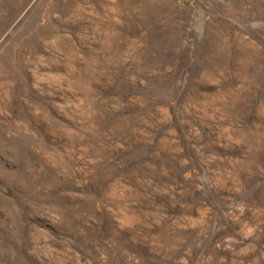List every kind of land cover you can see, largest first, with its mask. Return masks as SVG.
Returning <instances> with one entry per match:
<instances>
[{"label": "rangeland", "instance_id": "1", "mask_svg": "<svg viewBox=\"0 0 264 264\" xmlns=\"http://www.w3.org/2000/svg\"><path fill=\"white\" fill-rule=\"evenodd\" d=\"M0 264H264V0H0Z\"/></svg>", "mask_w": 264, "mask_h": 264}]
</instances>
